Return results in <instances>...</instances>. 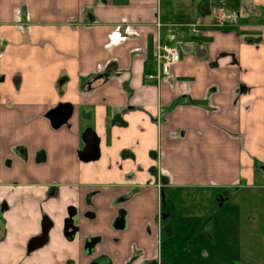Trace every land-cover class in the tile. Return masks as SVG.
Instances as JSON below:
<instances>
[{"label":"crops","instance_id":"1","mask_svg":"<svg viewBox=\"0 0 264 264\" xmlns=\"http://www.w3.org/2000/svg\"><path fill=\"white\" fill-rule=\"evenodd\" d=\"M257 171L264 0H0V264H163L178 203Z\"/></svg>","mask_w":264,"mask_h":264},{"label":"rangeland","instance_id":"2","mask_svg":"<svg viewBox=\"0 0 264 264\" xmlns=\"http://www.w3.org/2000/svg\"><path fill=\"white\" fill-rule=\"evenodd\" d=\"M219 193L182 195L185 206L178 203L164 223L163 264H264V174Z\"/></svg>","mask_w":264,"mask_h":264},{"label":"built area","instance_id":"3","mask_svg":"<svg viewBox=\"0 0 264 264\" xmlns=\"http://www.w3.org/2000/svg\"><path fill=\"white\" fill-rule=\"evenodd\" d=\"M240 15L230 11L224 4H218L214 8L213 26L218 29L229 30L238 26ZM194 33L200 30L196 26L193 27ZM157 60L160 64L159 74H149L148 79L161 78L170 74L172 67L181 60V54L176 46L163 45L158 47Z\"/></svg>","mask_w":264,"mask_h":264},{"label":"water","instance_id":"4","mask_svg":"<svg viewBox=\"0 0 264 264\" xmlns=\"http://www.w3.org/2000/svg\"><path fill=\"white\" fill-rule=\"evenodd\" d=\"M73 109L69 105H61L58 108L52 110L49 113L50 120L52 122V125L55 128H58L64 124H66L71 115H72Z\"/></svg>","mask_w":264,"mask_h":264}]
</instances>
